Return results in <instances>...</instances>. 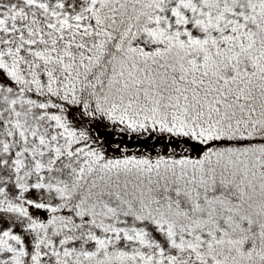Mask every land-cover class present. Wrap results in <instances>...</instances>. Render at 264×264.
<instances>
[{"label":"snow or ice","instance_id":"obj_1","mask_svg":"<svg viewBox=\"0 0 264 264\" xmlns=\"http://www.w3.org/2000/svg\"><path fill=\"white\" fill-rule=\"evenodd\" d=\"M0 264H264V0H0Z\"/></svg>","mask_w":264,"mask_h":264}]
</instances>
